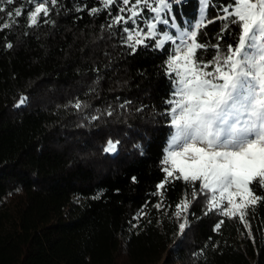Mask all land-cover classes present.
Here are the masks:
<instances>
[{
    "label": "trees",
    "instance_id": "obj_1",
    "mask_svg": "<svg viewBox=\"0 0 264 264\" xmlns=\"http://www.w3.org/2000/svg\"><path fill=\"white\" fill-rule=\"evenodd\" d=\"M228 3L211 0L208 19ZM0 7L23 11L15 23L0 12V24H11L0 31V264H264V201L245 216L251 236L238 217L205 215L202 196L178 234L172 212L192 191L181 180L166 184L164 207H154L170 132L167 44L149 40L132 53L121 26L107 27L108 10L89 14L99 0H58L31 27L28 0ZM172 12L181 23L197 6ZM224 23L208 24L199 42L217 43ZM236 32L223 33L222 49ZM201 53L209 60L215 49ZM109 140L119 141L115 153L103 151Z\"/></svg>",
    "mask_w": 264,
    "mask_h": 264
},
{
    "label": "snow or ice",
    "instance_id": "obj_2",
    "mask_svg": "<svg viewBox=\"0 0 264 264\" xmlns=\"http://www.w3.org/2000/svg\"><path fill=\"white\" fill-rule=\"evenodd\" d=\"M3 2L13 4L14 0ZM28 2L34 5L27 14L30 27L37 25L41 15L48 17L58 4V0ZM173 3L179 4L180 0H100L101 7L91 8L89 14L108 10L111 20L107 27L121 26L126 34L123 43L132 53L139 46L147 47L149 40L160 50L171 45L165 61V73L173 82L171 98L166 101L170 106L166 110L170 132L162 160L166 175L156 185L154 194L161 200L154 207H164L165 185L181 180L191 185L192 191L191 199L185 192L172 212L178 234L189 227L191 204L202 196L205 215L215 211L230 219L238 217L251 236L245 216L250 207L264 201V195H257L252 187L256 182L264 188V0H229L222 6L223 14L215 19L225 23L215 44L197 39L203 28L215 22L207 15L211 0H199L198 16L181 23L172 14ZM113 5L118 9L114 16ZM146 11L151 15H145ZM0 12H6L12 23L16 22L14 17L23 14L20 7L14 12L0 7ZM231 25L238 32L222 49L220 41ZM9 27L8 22L0 24V31ZM209 47L215 49L211 59H203L202 53L197 56L198 51ZM26 101L27 97L21 96L15 106ZM75 107L80 109V102ZM118 144L109 140L103 151L115 153ZM144 214L141 211L140 215ZM222 223L219 221L215 229L219 230Z\"/></svg>",
    "mask_w": 264,
    "mask_h": 264
},
{
    "label": "built area",
    "instance_id": "obj_3",
    "mask_svg": "<svg viewBox=\"0 0 264 264\" xmlns=\"http://www.w3.org/2000/svg\"><path fill=\"white\" fill-rule=\"evenodd\" d=\"M100 1V0H99ZM195 4L197 6V13H199V0H180L179 4L173 3L172 11L174 7L181 8L182 6L189 5V4Z\"/></svg>",
    "mask_w": 264,
    "mask_h": 264
},
{
    "label": "rangeland",
    "instance_id": "obj_4",
    "mask_svg": "<svg viewBox=\"0 0 264 264\" xmlns=\"http://www.w3.org/2000/svg\"><path fill=\"white\" fill-rule=\"evenodd\" d=\"M33 10H34V5H33ZM172 14H173V12H172ZM197 16H198V13H197ZM196 16V17H197ZM126 34H124V36H125ZM168 45V47H169V53H170V51H171V45H169V44H167ZM164 155H165V152H164ZM164 157V156H163ZM163 160V159H162ZM218 213V212H217ZM219 214V213H218ZM220 215V214H219Z\"/></svg>",
    "mask_w": 264,
    "mask_h": 264
}]
</instances>
